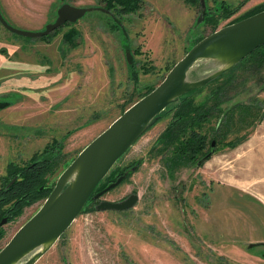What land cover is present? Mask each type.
<instances>
[{
  "label": "rangeland",
  "instance_id": "374dc122",
  "mask_svg": "<svg viewBox=\"0 0 264 264\" xmlns=\"http://www.w3.org/2000/svg\"><path fill=\"white\" fill-rule=\"evenodd\" d=\"M143 1L138 13L123 18L122 32L110 27L101 10L60 27L49 43L14 34L0 23V189L12 164L26 166L59 143L55 172L46 177L53 190L62 172L139 100L145 87H157L212 33L208 18L217 20L221 3L230 10L244 5L222 18L217 30L264 5L257 6L263 0H205L203 11L187 0ZM63 4L105 8L100 0H0V13L14 28L41 32L56 21ZM72 27L80 33L75 48L63 41ZM260 54L259 63L242 61L195 96L201 105L221 90L217 111L225 119L236 113L230 123H221L227 132L223 139L214 132L218 119L206 126L208 142H215L210 160L202 167L173 169L172 175L166 165L170 145L160 139L172 116L162 118L108 175L117 178L134 167L126 180L101 199L90 200L36 264H264V51ZM130 56L137 64L138 86L131 78ZM144 64L152 68L146 75ZM218 67L200 61L189 78L198 80ZM241 105L252 108L248 119L239 113ZM245 137L238 147H226ZM131 195L139 200L128 211L96 210L101 201L123 202ZM47 198L24 207L21 216L4 226L0 250Z\"/></svg>",
  "mask_w": 264,
  "mask_h": 264
},
{
  "label": "water",
  "instance_id": "95a60500",
  "mask_svg": "<svg viewBox=\"0 0 264 264\" xmlns=\"http://www.w3.org/2000/svg\"><path fill=\"white\" fill-rule=\"evenodd\" d=\"M200 5L205 11V0H201ZM95 9L63 4L56 21L41 32L14 28L1 13L0 23L14 34L42 38L68 23H77ZM263 46L264 11L220 28L193 46L151 93L129 107L62 172L42 207L0 250V264H36L82 214L90 200L101 199L125 180L126 176H122L93 196L117 162L151 128L162 112L182 96L220 78ZM129 59L132 62L131 56ZM205 60L214 61L219 67L203 78L190 80L194 66ZM138 200L137 195H131L123 202L101 201L96 210L128 211ZM7 224L8 219L4 218L0 222V230Z\"/></svg>",
  "mask_w": 264,
  "mask_h": 264
},
{
  "label": "trees",
  "instance_id": "16d2710c",
  "mask_svg": "<svg viewBox=\"0 0 264 264\" xmlns=\"http://www.w3.org/2000/svg\"><path fill=\"white\" fill-rule=\"evenodd\" d=\"M247 1L248 0H245V2ZM187 2L196 7L200 5L201 0H187ZM100 3L104 4L105 11L102 12L106 13V15L109 17V22L112 23L110 27L113 30H117L120 32L125 29L122 26L123 18L127 15L138 13V11L145 4L143 0H100ZM243 5L244 4L242 3L235 10H230L226 7L225 4L221 3L219 5L220 8L218 9V11H221V13L217 14L219 15L216 18L217 20L210 23L211 21H213V19H215V16H213L212 19L208 18V24L212 28L211 34L217 31V25H219V22L222 18L228 19L229 17L234 15ZM95 10L99 9L97 8ZM262 11H264V5H262L261 10L256 11L250 16H253ZM248 17H245L244 19ZM244 19H240L239 21ZM239 21H236V23ZM67 25L73 26L69 23ZM57 35L58 32L55 31L49 36L40 38V41L49 43ZM79 37V31L76 28L72 27L63 35V41L64 43L75 48L78 45L76 43V40ZM263 51L264 46L255 51L243 62H260L262 58L260 56V53ZM136 53L139 54V51H137ZM128 65L131 71V78L134 84L138 86L139 72L135 60L133 62L129 61ZM237 66L232 68L231 72L236 71ZM142 69H144L143 73L146 75L152 68H148V66L144 64ZM224 75L213 81V83L218 82ZM205 87L182 96L179 100L171 104L164 112H162L157 121L151 126L152 128L162 118L168 115L172 116L169 128L164 134L160 136L162 142L166 141L170 145V148L168 149V151H166L167 154H169V156L166 157V165H168V167L170 168L172 175H174V173L182 166H189L192 164L202 167L205 162L210 160L215 147H213V142H208L207 140L206 134L204 132L206 126L212 123V120L214 118L218 119L220 121V124L218 126H214V132L217 133V137L218 135H220V138L223 139L225 137L224 135L227 132L225 129H221V123L226 122V124H228L235 118V111L231 110V115L227 119H225V117L227 116H225L224 112H221L220 110L217 111L220 102V95L222 93L221 90H219V92H214L213 96H211L210 100L206 103L201 105H197L195 103V96L202 93ZM155 88L156 86L145 87V92L141 90L142 93L139 97V100L151 93ZM8 104L12 105L10 102ZM237 108L240 109L239 113H242V117L244 119H248L249 116L253 115L251 107L241 105ZM241 109H243V111H241ZM246 139V137L238 138L236 139V141L226 143V147L234 149L238 147V145L242 144ZM217 143H220V141ZM59 146V143H56L53 146V149H55V151L51 152L46 150L42 156H40L39 158H33V161L26 166L19 167L12 164L8 175L1 180L2 188L0 189V222L4 218L8 219V223L16 220L19 216L22 215L24 207L28 205L31 206L37 200L47 198L50 195L52 189L47 188L46 177L55 172L54 156H56V153L59 150ZM173 169H176V171L172 172ZM114 176L115 175H113V177ZM117 179L118 177L116 178V176L111 179H109V176H107L105 180L99 184L94 193L104 190L106 187H108V185L115 182ZM4 237L5 232L3 228L0 230V242ZM250 247H253V245Z\"/></svg>",
  "mask_w": 264,
  "mask_h": 264
},
{
  "label": "flooded vegetation",
  "instance_id": "af4514ba",
  "mask_svg": "<svg viewBox=\"0 0 264 264\" xmlns=\"http://www.w3.org/2000/svg\"><path fill=\"white\" fill-rule=\"evenodd\" d=\"M133 168H134V167H127L126 172L130 171V170L133 169ZM126 172L120 174V175L118 176V178H120V177H122V176H126ZM125 180H126V178H125ZM125 180H124V181H125ZM98 192H100V191H98ZM98 192H96V193H98ZM96 193H94L93 196H94Z\"/></svg>",
  "mask_w": 264,
  "mask_h": 264
},
{
  "label": "crops",
  "instance_id": "0c3cea01",
  "mask_svg": "<svg viewBox=\"0 0 264 264\" xmlns=\"http://www.w3.org/2000/svg\"><path fill=\"white\" fill-rule=\"evenodd\" d=\"M226 2V1H225ZM250 2V1H249ZM254 2V1H253ZM264 2V0L263 1H259V2H257V6L258 5H261V3H263ZM256 6V5H255ZM2 10V9H1ZM23 11H27V10H23Z\"/></svg>",
  "mask_w": 264,
  "mask_h": 264
}]
</instances>
